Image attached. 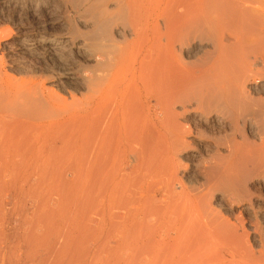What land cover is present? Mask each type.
Wrapping results in <instances>:
<instances>
[{
	"label": "bare ground",
	"instance_id": "1",
	"mask_svg": "<svg viewBox=\"0 0 264 264\" xmlns=\"http://www.w3.org/2000/svg\"><path fill=\"white\" fill-rule=\"evenodd\" d=\"M0 264H264V0H0Z\"/></svg>",
	"mask_w": 264,
	"mask_h": 264
},
{
	"label": "rangeland",
	"instance_id": "2",
	"mask_svg": "<svg viewBox=\"0 0 264 264\" xmlns=\"http://www.w3.org/2000/svg\"><path fill=\"white\" fill-rule=\"evenodd\" d=\"M0 50H1V48H0ZM1 52V51H0Z\"/></svg>",
	"mask_w": 264,
	"mask_h": 264
}]
</instances>
